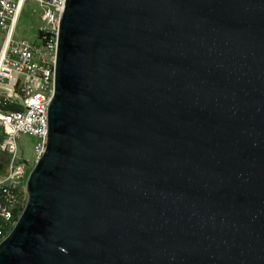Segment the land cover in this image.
Wrapping results in <instances>:
<instances>
[{"label":"water","instance_id":"obj_1","mask_svg":"<svg viewBox=\"0 0 264 264\" xmlns=\"http://www.w3.org/2000/svg\"><path fill=\"white\" fill-rule=\"evenodd\" d=\"M48 121L0 264H264V0H67Z\"/></svg>","mask_w":264,"mask_h":264},{"label":"built area","instance_id":"obj_2","mask_svg":"<svg viewBox=\"0 0 264 264\" xmlns=\"http://www.w3.org/2000/svg\"><path fill=\"white\" fill-rule=\"evenodd\" d=\"M37 3L44 26L32 44L16 39L28 2ZM67 0H0V244L16 226L14 211L32 170L45 154L48 109L55 92L60 21ZM38 139L32 161L20 154L19 138Z\"/></svg>","mask_w":264,"mask_h":264},{"label":"rangeland","instance_id":"obj_3","mask_svg":"<svg viewBox=\"0 0 264 264\" xmlns=\"http://www.w3.org/2000/svg\"><path fill=\"white\" fill-rule=\"evenodd\" d=\"M41 14L42 10L37 3L28 1L24 6L16 28V39H25L32 44L36 43L39 40V31L44 26L41 20ZM37 142L38 139L36 137L22 135L18 141L20 154L23 152L25 158L32 161L34 158V147ZM31 171L29 170V174Z\"/></svg>","mask_w":264,"mask_h":264},{"label":"trees","instance_id":"obj_4","mask_svg":"<svg viewBox=\"0 0 264 264\" xmlns=\"http://www.w3.org/2000/svg\"><path fill=\"white\" fill-rule=\"evenodd\" d=\"M27 198L28 196H27L26 191H23L19 196V200H18L19 203H18L17 208L15 209L16 210L15 220H18L21 214L23 213L26 203H27Z\"/></svg>","mask_w":264,"mask_h":264},{"label":"bare ground","instance_id":"obj_5","mask_svg":"<svg viewBox=\"0 0 264 264\" xmlns=\"http://www.w3.org/2000/svg\"><path fill=\"white\" fill-rule=\"evenodd\" d=\"M48 132H49V125H48ZM39 162V161H38ZM37 165V164H36ZM35 165V166H36ZM33 170V169H32ZM31 173V172H30ZM30 175V174H29ZM29 177V176H28ZM28 180V179H27ZM27 183V182H26ZM25 191H27V189H26V185H25ZM16 214V210L14 211V215Z\"/></svg>","mask_w":264,"mask_h":264},{"label":"clouds","instance_id":"obj_6","mask_svg":"<svg viewBox=\"0 0 264 264\" xmlns=\"http://www.w3.org/2000/svg\"><path fill=\"white\" fill-rule=\"evenodd\" d=\"M20 218V217H19Z\"/></svg>","mask_w":264,"mask_h":264}]
</instances>
